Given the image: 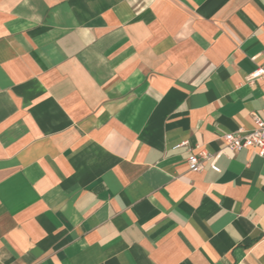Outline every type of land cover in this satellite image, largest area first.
<instances>
[{
    "label": "crops",
    "instance_id": "0c3cea01",
    "mask_svg": "<svg viewBox=\"0 0 264 264\" xmlns=\"http://www.w3.org/2000/svg\"><path fill=\"white\" fill-rule=\"evenodd\" d=\"M256 69L264 0H0V264H264Z\"/></svg>",
    "mask_w": 264,
    "mask_h": 264
},
{
    "label": "built area",
    "instance_id": "2783aa9c",
    "mask_svg": "<svg viewBox=\"0 0 264 264\" xmlns=\"http://www.w3.org/2000/svg\"><path fill=\"white\" fill-rule=\"evenodd\" d=\"M261 79H264V70L262 69H256L248 76L250 83ZM253 123L254 127L249 131L239 128L235 132L224 134L222 138L225 148L234 153L251 149L257 155L264 157V121L253 115ZM213 159L214 157L201 150L188 157L187 166L190 172H198L203 163L213 161Z\"/></svg>",
    "mask_w": 264,
    "mask_h": 264
}]
</instances>
